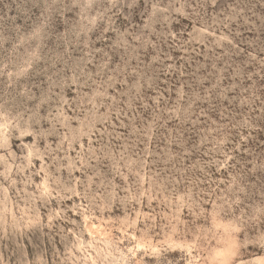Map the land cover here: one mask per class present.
I'll return each mask as SVG.
<instances>
[{"label":"rangeland","instance_id":"rangeland-1","mask_svg":"<svg viewBox=\"0 0 264 264\" xmlns=\"http://www.w3.org/2000/svg\"><path fill=\"white\" fill-rule=\"evenodd\" d=\"M0 264H264V0H0Z\"/></svg>","mask_w":264,"mask_h":264}]
</instances>
